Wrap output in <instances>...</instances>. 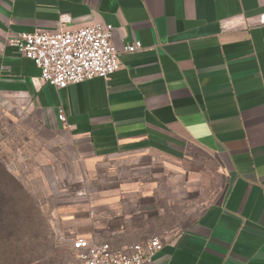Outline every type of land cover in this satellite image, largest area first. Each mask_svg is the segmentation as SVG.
<instances>
[{
  "label": "crops",
  "instance_id": "1",
  "mask_svg": "<svg viewBox=\"0 0 264 264\" xmlns=\"http://www.w3.org/2000/svg\"><path fill=\"white\" fill-rule=\"evenodd\" d=\"M262 15L264 0H0V101L55 133L79 238L158 236L148 264H264ZM96 23L118 50L141 48L62 90L9 42Z\"/></svg>",
  "mask_w": 264,
  "mask_h": 264
},
{
  "label": "rangeland",
  "instance_id": "2",
  "mask_svg": "<svg viewBox=\"0 0 264 264\" xmlns=\"http://www.w3.org/2000/svg\"><path fill=\"white\" fill-rule=\"evenodd\" d=\"M19 111L0 101V264H65L80 188L49 157L55 133Z\"/></svg>",
  "mask_w": 264,
  "mask_h": 264
},
{
  "label": "built area",
  "instance_id": "3",
  "mask_svg": "<svg viewBox=\"0 0 264 264\" xmlns=\"http://www.w3.org/2000/svg\"><path fill=\"white\" fill-rule=\"evenodd\" d=\"M112 31L111 25L96 23L53 33H19L9 42L39 69L43 84L62 90L93 78L108 79L119 70L121 53L141 48V43L135 41L118 50L112 43ZM57 117L65 122L62 110ZM163 246L158 236L123 249L85 238L72 242L78 264H148Z\"/></svg>",
  "mask_w": 264,
  "mask_h": 264
},
{
  "label": "trees",
  "instance_id": "4",
  "mask_svg": "<svg viewBox=\"0 0 264 264\" xmlns=\"http://www.w3.org/2000/svg\"><path fill=\"white\" fill-rule=\"evenodd\" d=\"M0 214H2V211L0 210Z\"/></svg>",
  "mask_w": 264,
  "mask_h": 264
}]
</instances>
